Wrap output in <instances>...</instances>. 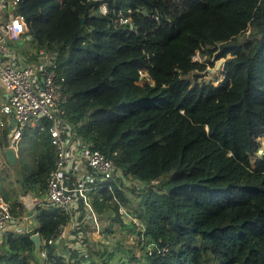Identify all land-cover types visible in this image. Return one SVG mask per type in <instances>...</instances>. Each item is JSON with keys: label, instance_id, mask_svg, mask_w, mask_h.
<instances>
[{"label": "trees", "instance_id": "16d2710c", "mask_svg": "<svg viewBox=\"0 0 264 264\" xmlns=\"http://www.w3.org/2000/svg\"><path fill=\"white\" fill-rule=\"evenodd\" d=\"M16 12L27 24L25 52L57 51L69 93L62 116L72 132L118 167L113 192L98 187L89 197L108 232L119 222L136 236L116 250L89 242L88 260L264 264V0H19ZM196 51L224 57L217 84L200 76L206 65L193 60ZM48 127L41 119L22 128L31 159L23 165L18 146L20 193L46 189L56 157ZM10 177L4 170L0 180ZM128 188L137 193L134 206ZM0 191L12 214L24 210L2 182ZM114 196L144 231L122 219ZM34 216L33 231L4 233L0 264H34L37 249L42 264H81L48 242L68 212L36 205Z\"/></svg>", "mask_w": 264, "mask_h": 264}, {"label": "built area", "instance_id": "2783aa9c", "mask_svg": "<svg viewBox=\"0 0 264 264\" xmlns=\"http://www.w3.org/2000/svg\"><path fill=\"white\" fill-rule=\"evenodd\" d=\"M18 1L0 0V82L3 90L0 94V127L9 121L6 147L17 151L22 127L28 121L48 120V131L56 157L53 167L48 171L41 204L59 207L70 214L72 203L80 202L87 212V233L91 241L102 242L106 238L105 231L89 194L98 187L113 192L112 182H116L118 167L103 151L83 143L72 132L70 123L63 118L61 106L69 93L65 90V77L57 71V51L45 47H28L27 52L22 49L21 45L26 43L27 24L24 15L16 12ZM10 5L12 9H9ZM99 11L103 14L107 12L105 3L100 5ZM119 19L121 22L130 21L129 17L120 16ZM196 55L197 51L192 56L193 60L197 59ZM263 138L264 133L258 136L260 142ZM259 152L264 153V149ZM67 171L71 176L79 175L73 184ZM114 199L120 215L129 218L137 229L144 231L142 222H138L119 199L115 196ZM15 222L16 218L11 214L9 205L0 199V235H4ZM64 233L65 226L61 225L56 237L50 238L48 242H54ZM152 245L149 241L148 254L152 253ZM165 250V247L158 248L157 252Z\"/></svg>", "mask_w": 264, "mask_h": 264}, {"label": "crops", "instance_id": "0c3cea01", "mask_svg": "<svg viewBox=\"0 0 264 264\" xmlns=\"http://www.w3.org/2000/svg\"><path fill=\"white\" fill-rule=\"evenodd\" d=\"M3 93L2 90V83L0 82V94ZM7 122V127L6 126ZM3 127H0V176L3 174L4 170H8L11 173L10 180L2 179L0 180V184L2 182L4 186V190L11 193L12 197L18 199L24 210L19 213L15 212L16 215L14 217L16 218V222L14 225H10L7 231H33L34 228L37 226V221L35 219V207L36 205H43L41 204L44 196H45V190L43 191V196H38V192L32 193L31 191H27L25 193H20V187L18 188V185L16 186V182L14 180V173L13 169H15L16 172L20 170L19 166V159H18V143H17V151L15 152V162L10 163L6 155L4 153L7 142H8V134L10 132V124L9 121H6ZM37 120H30L26 124H30V126L36 125ZM25 125V124H24ZM23 128V127H22ZM84 143V142H83ZM5 165H12L13 168L10 170L6 168ZM9 167V166H8ZM68 177H70V173L67 171ZM22 178V173H20ZM19 177V176H18ZM18 177L16 178L18 181ZM71 183L73 184V181L78 177L77 176H71ZM20 178V179H21ZM83 179L84 176H83ZM16 193V194H15ZM4 192L0 191V199L4 200ZM5 201V200H4ZM8 203V202H7ZM9 204V203H8ZM86 210L83 209L82 204L78 201H75L72 203L71 206V213L69 214V220L67 221L65 226V233L62 237H57L54 240V245L56 247V251L58 254H61L64 257V260L66 262L78 260L81 264H91V261L86 259V248L89 242L91 241L90 236L87 233V219H86ZM37 232H34L33 234H36ZM32 234V235H33ZM38 234V233H37ZM3 234L0 235V242L3 239ZM41 241V239H40ZM94 243V242H92ZM37 261L34 264H42L44 259V253H42L39 249H37Z\"/></svg>", "mask_w": 264, "mask_h": 264}, {"label": "rangeland", "instance_id": "374dc122", "mask_svg": "<svg viewBox=\"0 0 264 264\" xmlns=\"http://www.w3.org/2000/svg\"><path fill=\"white\" fill-rule=\"evenodd\" d=\"M197 54L195 56V58H197L196 60H199L201 62H204L205 65H206V69L204 71H201V77L203 78H206L208 80H212L214 84H217L223 77V75L221 74V70H222V64L223 62L219 63L220 61L219 60H223L224 57H220V58H216L215 56V52L213 53H206V54H200L199 51H197ZM145 72V71H144ZM200 78V77H199ZM7 127V122H6V126L4 128ZM260 142V141H259ZM18 146L20 149H22V156H21V163L24 165L26 164L27 166H30V162L29 160L27 159V157H29L31 159V156H30V153H29V150H30V146L26 143H24L23 141H20V138L18 140ZM24 147L25 150L22 148ZM262 148L264 149V138L261 140L260 142V147L258 149V151ZM6 168H8L9 170L11 168H13L12 165H5ZM9 166V167H8ZM13 173H14V180L16 182V178L18 177L19 180L21 178V171H19V174L18 172L15 171V169H13ZM18 184V181L16 182V186ZM124 184V182H123ZM129 196H130V200H131V203H130V206H134L136 205V199L138 198L137 196V193H132L131 190L128 188L127 191H126ZM137 202H138V199H137ZM84 208V206H82ZM111 215H113L112 213H110ZM123 220H125L127 223L129 222V218H126L125 216H121ZM136 220H137V217L136 216H133ZM100 219H101V224L103 226V229L105 230V240L107 245H108V249H115L116 250V247L121 244H126V245H130V244H133V240L135 238V234L134 233H128L127 231L124 232V229L121 228L119 222H115L112 226V231L111 232H108L106 230V226H107V222H108V218L105 216V215H101L100 216ZM140 222V221H138ZM120 246H123V245H120ZM125 246V245H124ZM117 253V252H116ZM86 259H88V257H86ZM91 264H97L96 262H93L91 261Z\"/></svg>", "mask_w": 264, "mask_h": 264}, {"label": "water", "instance_id": "95a60500", "mask_svg": "<svg viewBox=\"0 0 264 264\" xmlns=\"http://www.w3.org/2000/svg\"><path fill=\"white\" fill-rule=\"evenodd\" d=\"M9 9H12V5L9 6ZM221 62H224V59L223 60H219ZM223 65V64H222ZM5 155H6V158L7 160L10 162V163H14L15 162V152L13 151L12 148H6L5 151H4ZM31 239L35 242L36 246H40V235L39 234H33L31 235ZM253 245L251 244L250 245V248H252Z\"/></svg>", "mask_w": 264, "mask_h": 264}, {"label": "bare ground", "instance_id": "6f19581e", "mask_svg": "<svg viewBox=\"0 0 264 264\" xmlns=\"http://www.w3.org/2000/svg\"><path fill=\"white\" fill-rule=\"evenodd\" d=\"M6 202V201H5ZM7 203V202H6ZM8 204V203H7ZM9 205V204H8ZM9 209H10V207H9ZM10 212H11V210H10ZM11 214H12V212H11ZM13 215V214H12ZM14 216V215H13Z\"/></svg>", "mask_w": 264, "mask_h": 264}]
</instances>
